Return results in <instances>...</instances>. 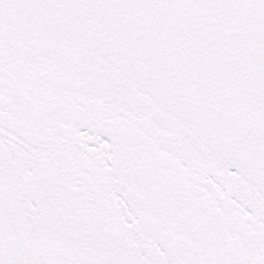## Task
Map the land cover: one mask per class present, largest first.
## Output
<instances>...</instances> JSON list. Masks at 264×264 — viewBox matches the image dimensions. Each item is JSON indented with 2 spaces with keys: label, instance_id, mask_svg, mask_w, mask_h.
I'll list each match as a JSON object with an SVG mask.
<instances>
[{
  "label": "snow or ice",
  "instance_id": "obj_1",
  "mask_svg": "<svg viewBox=\"0 0 264 264\" xmlns=\"http://www.w3.org/2000/svg\"><path fill=\"white\" fill-rule=\"evenodd\" d=\"M0 264H264V0H0Z\"/></svg>",
  "mask_w": 264,
  "mask_h": 264
}]
</instances>
